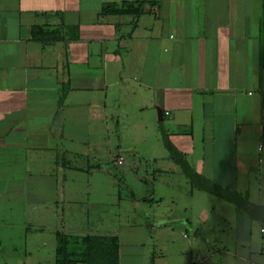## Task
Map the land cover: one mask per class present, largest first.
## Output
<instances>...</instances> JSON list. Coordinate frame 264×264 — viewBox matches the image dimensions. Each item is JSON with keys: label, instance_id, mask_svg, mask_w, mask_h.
<instances>
[{"label": "crops", "instance_id": "obj_1", "mask_svg": "<svg viewBox=\"0 0 264 264\" xmlns=\"http://www.w3.org/2000/svg\"><path fill=\"white\" fill-rule=\"evenodd\" d=\"M122 1L0 0V194L33 192L35 203L59 206L60 171H84L71 155L115 166L124 148L117 134L114 149L111 131L133 124L136 134L156 128L158 149L166 133L199 175L241 190L264 140V0H156L136 23L101 15ZM140 142L125 151L142 154ZM164 148L151 159H167ZM250 199L237 241L250 243L242 264H264V203ZM120 228L83 233L121 244Z\"/></svg>", "mask_w": 264, "mask_h": 264}, {"label": "rangeland", "instance_id": "obj_2", "mask_svg": "<svg viewBox=\"0 0 264 264\" xmlns=\"http://www.w3.org/2000/svg\"><path fill=\"white\" fill-rule=\"evenodd\" d=\"M133 125L111 131L114 149L118 136L122 141L123 164H118L119 157L113 166L110 158L99 155H71L69 163L84 171H60L62 188L67 191L60 188L59 206L35 203L33 192L15 189L0 194V264H55L56 230L84 235L87 227L92 228L87 232L99 233L120 226L121 264H242L250 243L237 241V228L239 219L251 214L246 198L264 203L256 153L249 160L251 172L241 177L245 182L239 183L237 195L234 189L224 188L221 196L189 183L184 173L165 171L164 161H174L170 154L165 160L150 157L165 149L161 142L160 149L153 143L157 129L148 127L147 132L136 134ZM140 135L145 140L138 145L142 154L125 151ZM227 194L236 201L226 199ZM29 200L34 204L26 205L33 203ZM171 201L175 202L172 206ZM172 214L174 229L164 234L168 223L163 222ZM257 226L260 234L261 225ZM198 230L200 239L194 242Z\"/></svg>", "mask_w": 264, "mask_h": 264}, {"label": "trees", "instance_id": "obj_3", "mask_svg": "<svg viewBox=\"0 0 264 264\" xmlns=\"http://www.w3.org/2000/svg\"><path fill=\"white\" fill-rule=\"evenodd\" d=\"M156 0H124L122 2H106L102 7V16L129 15L134 18V23L145 13L153 11ZM39 34L41 28H37ZM35 33V32H34ZM164 145L173 160L183 169L190 182L201 189L224 196L226 189L213 183L189 164L182 154L171 142L166 133H162ZM236 193V192H235ZM234 196L235 194L232 193ZM237 195V193H236ZM234 196L227 194L226 199L236 201ZM247 199V198H246ZM248 200V199H247ZM56 258L55 264H121V244L116 235L111 234H71L56 230ZM202 263H204L202 261ZM153 264V263H152Z\"/></svg>", "mask_w": 264, "mask_h": 264}, {"label": "built area", "instance_id": "obj_4", "mask_svg": "<svg viewBox=\"0 0 264 264\" xmlns=\"http://www.w3.org/2000/svg\"><path fill=\"white\" fill-rule=\"evenodd\" d=\"M263 112H264V107H263ZM166 114H170V113L166 112ZM257 152H258L257 161H258V164L261 166V170H262L261 182H262V185L264 187V140H261L258 143ZM123 163H125V158L119 157L118 164H123ZM186 237H187V235H186ZM203 262H205V260H203Z\"/></svg>", "mask_w": 264, "mask_h": 264}, {"label": "water", "instance_id": "obj_5", "mask_svg": "<svg viewBox=\"0 0 264 264\" xmlns=\"http://www.w3.org/2000/svg\"><path fill=\"white\" fill-rule=\"evenodd\" d=\"M159 114H161V112L159 111Z\"/></svg>", "mask_w": 264, "mask_h": 264}]
</instances>
